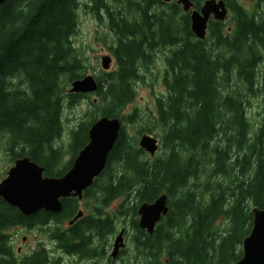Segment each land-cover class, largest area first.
<instances>
[{"label": "trees", "instance_id": "trees-1", "mask_svg": "<svg viewBox=\"0 0 264 264\" xmlns=\"http://www.w3.org/2000/svg\"><path fill=\"white\" fill-rule=\"evenodd\" d=\"M202 1L193 0L194 6ZM224 1L226 20H209L207 36L198 39L189 13L174 0H87L84 5L112 34L107 47L115 66L96 75V97L63 146L64 108L87 96L68 91L71 81L86 75L72 40L80 1L4 0L0 145L10 162L27 155L44 175L59 177L98 117L140 119L137 108L121 112L135 100L136 84L157 52L164 56L165 91L155 96L145 123L148 133L161 128L160 151L149 157L122 126L104 171L84 192L83 198L95 200L92 210L72 225L63 224L80 210L74 197L62 198L58 213L31 215L0 197V264L58 262L43 243L29 253L15 250L9 231L17 226L41 227L53 247L102 259L118 217L103 209L118 198V214L132 218L136 256L130 264H232L241 257L251 209L264 207V0H252L250 9L239 0ZM251 97L260 106L256 123L247 112ZM66 152L71 156L64 162ZM162 193L168 212L149 234L138 227L136 208Z\"/></svg>", "mask_w": 264, "mask_h": 264}, {"label": "water", "instance_id": "water-1", "mask_svg": "<svg viewBox=\"0 0 264 264\" xmlns=\"http://www.w3.org/2000/svg\"><path fill=\"white\" fill-rule=\"evenodd\" d=\"M165 3L173 0H161ZM184 12L189 13L190 29L198 39L207 36L209 20L224 21L228 8L224 0H204L197 9L193 0H174ZM4 0H0V5ZM112 58L101 56V67L107 70ZM92 75L71 81L70 92L87 93L97 89ZM121 123L118 117L100 116L88 129L87 143L76 153L71 166L59 177L44 175V167L27 155L13 160L5 176L0 179V197L23 215H31L40 209L52 212L61 210L59 198L74 196L80 199L83 191L104 169L108 155L119 135ZM138 146L152 157L158 150V139L143 133ZM168 196L162 193L151 202H142L137 207L138 226L151 234L156 224L168 212ZM252 225L249 233L242 239L241 257L232 264H264V207H252ZM81 216L78 212L74 219ZM71 221L70 223H72ZM124 229L113 241L111 257H115L123 241Z\"/></svg>", "mask_w": 264, "mask_h": 264}, {"label": "rangeland", "instance_id": "rangeland-1", "mask_svg": "<svg viewBox=\"0 0 264 264\" xmlns=\"http://www.w3.org/2000/svg\"><path fill=\"white\" fill-rule=\"evenodd\" d=\"M79 1L80 7L77 10V32L72 37V40L75 46L78 47L81 52V57L84 62V73L98 75L101 71H103L101 67L102 55L111 56L112 61L108 69V71H110L115 66L112 52L107 47L109 40L112 38V34L108 31V27L106 26L105 21L97 19L96 16L90 11V8L84 5L87 0ZM239 1L247 9H250L252 6V0ZM104 40L106 43L104 42ZM165 52L167 54L168 51L165 50L164 53ZM163 58V54L161 52H157L155 61L149 66V68L143 69V80L139 81L136 84L135 100L124 107L121 112V115L122 113L129 114L133 109L137 108L141 113L140 119L134 122L122 121V126H124L125 128V134L129 137L137 138V145L139 137L143 133H148L146 130V124L151 119V117H147L146 115L151 116L152 114L155 96L160 95L165 91V88L161 82L162 74L164 71ZM95 97L96 95L94 93H91L86 98L76 102L75 105L65 106L63 111L64 129L62 132V137L59 140V142L62 143L63 146H65L69 140V130L75 127L78 121L81 120V117L84 116V112L86 111V109L91 107L90 101L95 99ZM247 112L251 122L256 123L259 120L260 115L258 114V112H260V106L256 97L250 98L249 104L247 106ZM148 134H151L158 138L161 136L162 130L161 128L156 126L152 128L151 132H149ZM159 151L160 150H158L156 154ZM70 156L71 155L66 152L63 161L67 162ZM9 157V152L5 150L2 145H0V179L5 176L8 167L12 164V162H10L9 160ZM94 202V198L89 197L83 198L78 201V208L82 212V215L88 214V212L92 210ZM121 203L122 199L118 198L111 202L107 207H105V209H103L104 213L111 215L116 213L118 217L116 218V230L113 234L108 235V244L106 245L105 255L102 259H98V264H105L110 262L109 259L111 258L108 257V254L110 253L114 238L122 227L126 229L124 233L125 247L123 248V250L121 249L122 251L118 254V256L112 259L111 263L109 264H130V262H132L133 258L136 256L135 245L131 240V234L133 233L131 223L132 218L127 213L125 215L118 214L119 211L117 209ZM116 215H114V217ZM217 222V227L221 228L223 226V220L219 219ZM63 225L68 226V221H66ZM9 233L12 246L15 250L20 249L19 252L29 253L33 249H36L39 246V243H43L47 249L51 250L52 256L58 258L57 263L49 261L48 264H61L62 261H65L62 259L61 250L59 248L53 247L52 242L42 231L41 227L36 226L33 228H28L17 226L12 227ZM66 260L68 259L66 258Z\"/></svg>", "mask_w": 264, "mask_h": 264}, {"label": "flooded vegetation", "instance_id": "flooded-vegetation-1", "mask_svg": "<svg viewBox=\"0 0 264 264\" xmlns=\"http://www.w3.org/2000/svg\"><path fill=\"white\" fill-rule=\"evenodd\" d=\"M124 228V227H123ZM125 229V228H124ZM126 229L124 230V233H125ZM125 239V238H124ZM125 243V242H124ZM20 249H18L19 251ZM123 250V249H122ZM120 250L118 252V254L122 251ZM61 254H62V259L65 260V261H62L61 264H93V261L92 260H95V264H97V260L95 258L91 259V258H83V257H80L78 254H75V253H67L65 250H61ZM117 254V256H118ZM109 255V254H108ZM109 257V256H108ZM66 258L68 260H66ZM109 259V258H108ZM111 263L112 261V258L109 259ZM107 264V263H105Z\"/></svg>", "mask_w": 264, "mask_h": 264}, {"label": "bare ground", "instance_id": "bare-ground-1", "mask_svg": "<svg viewBox=\"0 0 264 264\" xmlns=\"http://www.w3.org/2000/svg\"><path fill=\"white\" fill-rule=\"evenodd\" d=\"M102 72H103V71H102ZM86 75H92V76L95 78L96 82H97L96 75H93V74H86ZM84 76H85V75H84ZM97 86H98V82H97ZM70 87H71V83H70ZM70 87L68 88V91H69V92H70V90H69ZM97 88H98V87H97ZM96 90H97V89H96ZM96 90H95V91H96ZM95 91H93V92H87V93H81V94H86L87 96H89V94H91V93H95ZM70 93H80V92H70ZM87 96H86V97H87ZM98 118H99V117H98ZM98 118H97V119H98ZM119 120H120V119H119ZM120 123H121V127H120V129H121V128H122V121H121V120H120ZM108 156H109V155H108ZM148 156H149V154H148ZM107 159H108V158H107ZM106 163H107V161H106ZM40 166H41V165H40ZM105 166H106V165H105ZM104 169H105V167H104ZM104 169H103V171H104ZM103 171H102V172H103ZM102 172H101V173H102ZM101 173H100V174H101ZM100 174H99L97 177H99ZM45 176H46V175H45ZM97 177L94 178L93 182L95 181V179H96ZM93 182H92V184H93ZM92 184H91V185H92ZM91 185H90V186H91ZM90 186H89V187H90ZM89 187H87V188H89ZM87 188H86V189H87ZM86 189H85V190H86ZM85 190L83 191L82 197H81L80 199H78L77 197H74V196H69V197H74V198H76V199L79 201V200L83 199ZM65 198H67V197H65ZM61 199H62V198H59L60 201H61ZM138 205H139V204H138ZM138 205H137V207H138ZM61 208H62V204H61ZM136 210H137V208H136ZM45 211H46V210H45ZM60 211H61V210H60ZM60 211H59V212H60ZM50 212H52V211H50ZM78 212H81V211L79 210ZM78 212H77V213H78ZM52 213H58V212H52ZM136 214H137V212H136ZM74 217H75V216H74ZM74 217H73L72 220L68 221L69 225H72L74 221H76L77 219L81 218V217H82V212H81V216H80V217H78V218H76V219H74ZM71 221H73V222L70 223ZM137 225H138V215H137ZM138 227H139V226H138ZM122 228H123V227H122ZM123 229H124V228H123ZM120 230H121V228H120ZM124 230H125V229H124ZM115 238H116V237H115ZM115 238H114V240H115ZM123 241H124V233H123ZM124 244H125V243H124ZM112 246H113V244H112ZM124 247H125V246H124ZM124 247H123V248H124ZM123 248H120L119 251H120L121 249H123ZM111 251H112V247H111L110 253H111ZM110 253H109V257L112 258V259H114V258L117 256V255H116L115 257H111V256H110Z\"/></svg>", "mask_w": 264, "mask_h": 264}]
</instances>
